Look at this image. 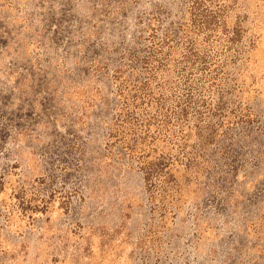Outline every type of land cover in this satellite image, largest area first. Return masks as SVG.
I'll return each mask as SVG.
<instances>
[{"label":"rangeland","instance_id":"1","mask_svg":"<svg viewBox=\"0 0 264 264\" xmlns=\"http://www.w3.org/2000/svg\"><path fill=\"white\" fill-rule=\"evenodd\" d=\"M0 264H264V0H0Z\"/></svg>","mask_w":264,"mask_h":264}]
</instances>
